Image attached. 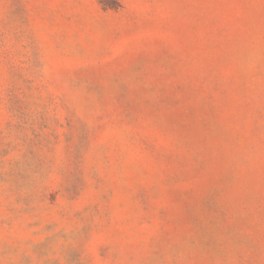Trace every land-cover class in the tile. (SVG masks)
<instances>
[{
  "label": "rangeland",
  "instance_id": "obj_1",
  "mask_svg": "<svg viewBox=\"0 0 264 264\" xmlns=\"http://www.w3.org/2000/svg\"><path fill=\"white\" fill-rule=\"evenodd\" d=\"M0 264H264V0H0Z\"/></svg>",
  "mask_w": 264,
  "mask_h": 264
}]
</instances>
